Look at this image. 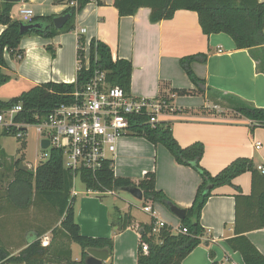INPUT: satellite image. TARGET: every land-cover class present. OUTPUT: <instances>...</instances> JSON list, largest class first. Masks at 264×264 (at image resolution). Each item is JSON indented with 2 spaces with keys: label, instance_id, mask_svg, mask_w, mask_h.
Returning <instances> with one entry per match:
<instances>
[{
  "label": "crops",
  "instance_id": "0c3cea01",
  "mask_svg": "<svg viewBox=\"0 0 264 264\" xmlns=\"http://www.w3.org/2000/svg\"><path fill=\"white\" fill-rule=\"evenodd\" d=\"M112 3L113 0H88L75 16L73 31L67 34L52 39L24 36L19 43V49L24 51L23 60L17 63L5 51L7 69L4 73L27 90L47 82L74 83L78 39H84L85 62L90 40L95 39L109 47L113 61L123 59L131 63L130 96L167 99L174 112L163 116L161 122L170 124L180 147L194 143L203 145L200 166L208 173L214 176L239 158L251 159L264 167V130L255 128L251 132L249 121L233 116L234 105L226 98L264 108V72L259 60L251 55L253 51L236 50L231 38L224 34L203 35L194 12L177 11L170 20L152 24L149 9L141 8L132 17H120ZM4 4V0H0V10L4 9ZM21 8L30 9L33 17H48L62 15L68 6L54 4L53 0H22L12 4V20L20 21L18 10ZM81 29H84L83 34L79 33ZM4 30L5 26L0 25V34ZM47 45L54 47V58L45 50ZM198 54L206 56L204 64H192L194 74L205 82L204 92L200 94L179 65L181 58ZM176 91L185 94L179 95ZM257 142L259 150L255 149ZM115 145V154L109 156L114 177L137 181L144 173L154 172L157 191L178 208L191 207L201 182L192 168L177 164L165 148L153 146L141 137L123 136ZM233 185L242 195L249 196L250 173L235 178ZM237 194L230 186L213 190L200 215L204 230L201 244L182 264H244L227 243L235 237L234 196ZM146 206L151 207L156 219L167 226L178 222L180 228V220L166 205ZM96 207L97 213L93 212ZM109 212L107 206L85 198L80 200L78 212L74 209L83 236L113 239L112 256L106 264H137L136 232L126 229L115 233L109 225ZM131 216L144 225L152 220L148 214V220ZM245 236L264 256V228Z\"/></svg>",
  "mask_w": 264,
  "mask_h": 264
},
{
  "label": "trees",
  "instance_id": "16d2710c",
  "mask_svg": "<svg viewBox=\"0 0 264 264\" xmlns=\"http://www.w3.org/2000/svg\"><path fill=\"white\" fill-rule=\"evenodd\" d=\"M75 2V6L70 4ZM54 4L67 5L63 13H71L69 21L62 29L56 30L52 21L56 16L32 17L28 24L39 25L38 29L24 35L19 32L21 21H14L10 17L12 4L5 3L0 10V25L5 30L0 34V87L10 78L4 73L7 64L4 52L7 51L12 60L20 63L24 58V51L19 49V43L24 36H36L42 39H52L60 34L74 29L75 16L84 8L88 0H53ZM112 6L120 17H132L141 8L150 10L149 20L152 24L170 20L177 11H191L197 14L198 24L203 35L224 34L231 38L236 50L253 51V58L259 60L261 72H264V1L259 0H113ZM84 39L79 37L77 43V60L83 67L76 72L75 82L71 84L47 82L33 86L27 91L9 101H0V112L15 105H21L22 112L16 118L17 122L33 124L41 121L57 105L72 103V94L76 89L84 86L93 77L95 71L105 72V79L110 86H119L126 94L130 92L131 63L117 59L113 61L107 45L95 39L90 40L88 51V68L85 65ZM45 50L52 58L55 49L47 45ZM206 62L204 54L185 56L179 60V65L189 81L203 93L205 82L198 78L193 70V63ZM179 95L185 94L176 91ZM234 106L233 116L245 119L254 124L255 128H264V108L250 106L236 98L226 97ZM167 100L166 98H163ZM38 116L35 121L34 117ZM132 136L144 138L153 146H162L181 166L192 168L201 182L197 188L195 198L186 218L180 221V228L186 233L173 234L169 226L165 225L158 233H153L154 220L149 224H139L130 213H122L114 207L108 214L109 225L115 233L126 229L136 232L138 237L137 264H182L183 260L201 244L204 230L200 225V215L207 200L216 188L223 186L234 187L238 194L235 200V237L227 243L233 252H237L244 264H264V256L253 246L245 236L246 233L264 228V174L257 170V165L251 159L239 158L232 161L216 175L212 176L200 166L204 148L200 143L182 148L174 139L169 123L160 122L153 128L143 123L140 117L129 119ZM18 129L3 130V135L17 137ZM3 151L0 150V155ZM63 153L55 148L50 149V156L46 162L34 171H23L17 168L14 180L9 185L8 194L29 195L33 190L34 202L55 211L61 219L59 227L51 229L52 239L47 246H42L40 236L49 230L36 233L35 238L17 255H12L0 241V264H85V250L88 248H108L113 252L112 238H90L83 236L76 222L73 209L74 197H71L72 175L63 166ZM106 162L103 169L96 175L94 182L91 175L81 172V181L87 188L98 190L101 187L108 190H122L127 187L138 188L143 195L144 205L169 202L163 193L155 189L154 172H146L137 181L114 177ZM250 173L251 193L249 196L241 194L239 188L233 185L238 176ZM172 204V203H171ZM165 205V204H164ZM167 207V206H166ZM58 242H55V240ZM77 244L82 249L81 259H72L70 245Z\"/></svg>",
  "mask_w": 264,
  "mask_h": 264
},
{
  "label": "built area",
  "instance_id": "2783aa9c",
  "mask_svg": "<svg viewBox=\"0 0 264 264\" xmlns=\"http://www.w3.org/2000/svg\"><path fill=\"white\" fill-rule=\"evenodd\" d=\"M71 6L76 3L72 2ZM20 21L28 24L33 17L30 9L18 10ZM80 34L84 29L79 30ZM78 48V47H77ZM221 52V51H219ZM83 64L77 60V71ZM84 67L87 69V62ZM105 72L95 71L93 77L84 86L76 89L71 95L73 102L57 105L41 121L33 124L17 122L16 118L22 112L21 105H15L0 112V128L9 131L18 129L17 138L25 135L27 128L32 126L42 136L41 140L49 141V148L61 150L63 166L72 175L71 197H76V184H81L86 194L96 196H116L114 190L100 186L98 190L87 188L81 181V172L86 171L95 177L103 169L106 162H112L109 156L115 154V144L118 138L132 135L129 119L140 117L147 125L154 127L161 118L174 112L170 103L162 97L137 98L126 94L119 86H110L105 79ZM38 120V116L34 117ZM250 126L254 124L249 122ZM41 142V141H40ZM260 143L255 144L259 150ZM109 169H112L110 164ZM257 170L264 174V167L257 165ZM141 210L154 220L152 232L158 233L166 224L155 218L150 206L144 205ZM176 233H186L185 228H178ZM46 238L41 242L47 246Z\"/></svg>",
  "mask_w": 264,
  "mask_h": 264
},
{
  "label": "rangeland",
  "instance_id": "374dc122",
  "mask_svg": "<svg viewBox=\"0 0 264 264\" xmlns=\"http://www.w3.org/2000/svg\"><path fill=\"white\" fill-rule=\"evenodd\" d=\"M24 91H27V88L12 77L0 87V101H9ZM200 102H203L202 98H200ZM261 129L264 130V128ZM41 137L32 126L27 128L25 135L21 138L11 135L5 136L0 128V150L3 151L0 155V241L12 255H17L35 238L36 233L42 230L49 231L40 236V242L46 238L50 243L52 239L51 229L59 227L61 221L55 211H51L43 205L35 204L33 190L30 191L29 195H15L14 198L8 194L9 185L14 180L15 170L21 164L27 167L25 171H34L48 160L51 148L47 150L40 148ZM75 190L78 193L73 202V208L76 212L79 210L80 200L85 198L107 206L110 211L114 207H118L127 213L130 212L133 216L148 220L147 214L140 211L141 207L144 206V201H138L126 192L116 190V196L101 197L86 194L85 188L79 183L76 184ZM96 209L97 207L93 209V212L97 213ZM168 226L171 232L175 234L179 223H169ZM55 242L58 240L56 239ZM70 248L72 259L79 261L82 249L74 243L70 245Z\"/></svg>",
  "mask_w": 264,
  "mask_h": 264
},
{
  "label": "water",
  "instance_id": "95a60500",
  "mask_svg": "<svg viewBox=\"0 0 264 264\" xmlns=\"http://www.w3.org/2000/svg\"><path fill=\"white\" fill-rule=\"evenodd\" d=\"M22 0H4L5 3L8 4H19ZM71 13H65L59 16L54 17L52 24L54 29L60 30L63 26L69 21L71 17ZM39 25L37 24H24L20 23L19 32L21 35H24L32 30L38 29ZM40 148L42 150H47L49 148V141L41 140ZM27 167L23 164L20 165L19 169L25 171ZM122 192L128 193L132 198L142 201L143 195L142 192L135 187H127L121 190ZM169 211L180 221H183L186 218V210L178 208L177 206L164 202ZM84 263L85 264H106L110 257L111 252L108 248H88L85 251Z\"/></svg>",
  "mask_w": 264,
  "mask_h": 264
}]
</instances>
